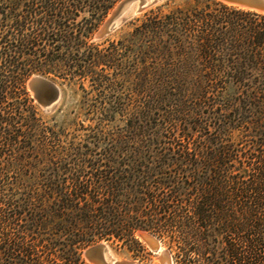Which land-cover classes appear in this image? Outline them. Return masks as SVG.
<instances>
[{
  "label": "trees",
  "instance_id": "1",
  "mask_svg": "<svg viewBox=\"0 0 264 264\" xmlns=\"http://www.w3.org/2000/svg\"><path fill=\"white\" fill-rule=\"evenodd\" d=\"M119 1L0 0V264H81L138 230L175 264H264V15L174 1L103 51L92 20ZM34 75L91 79L81 137Z\"/></svg>",
  "mask_w": 264,
  "mask_h": 264
},
{
  "label": "rangeland",
  "instance_id": "2",
  "mask_svg": "<svg viewBox=\"0 0 264 264\" xmlns=\"http://www.w3.org/2000/svg\"><path fill=\"white\" fill-rule=\"evenodd\" d=\"M117 2L103 17H95V19L92 17L93 10H86L84 12H81V16L78 18V21H83L84 18H93L92 23L95 25V30L91 35V43H94L95 46H100V49L103 51L108 50L112 45L119 46L120 41L123 39H128V35L132 31V21L138 18H142L146 14H148L151 11L160 9L162 7H165L168 3H172L174 1L179 0H170L153 10L147 12L146 14L139 16L135 18L134 20L126 23L121 29H118L117 31L111 33L109 36L102 40H95L94 35L95 33L101 28L102 24L107 20V18L110 16L113 9L121 2ZM120 48V47H119ZM105 68V67H104ZM107 69V73L109 74V77L113 83L116 85L114 86V91H109L108 96L113 95L114 99L117 98H125L127 92L123 95V90L121 87H126V77H119L116 75V72L114 69ZM50 79V78H49ZM53 80L55 83H57L62 91L63 95L59 103H57L54 108L49 111L45 112L43 111L39 105V109L42 112V115L44 116L45 120L49 123V126L55 128L56 130L63 128L65 132L68 134L69 138H74L77 136L81 137V123L85 122V98L89 97V99H95L96 92L93 90V82L91 79H68L65 81L62 80ZM82 86L86 90V93L82 91ZM28 88V87H27ZM29 91V89H28ZM30 92V91H29ZM91 93V94H90ZM31 94V92H30ZM32 95V94H31ZM36 102V101H35ZM137 233V232H136ZM135 233V240L137 241H116V242H106L108 243L111 248L114 250L115 256H117V261H136L140 264H159L157 260V255L153 253L147 245L140 240L137 237V234ZM95 245V244H94ZM93 246V245H91ZM164 247H166L163 244ZM90 247V246H89ZM88 248V247H87ZM87 248L81 250V264H90L88 263L84 257L83 252ZM167 248V247H166ZM168 249V248H167Z\"/></svg>",
  "mask_w": 264,
  "mask_h": 264
},
{
  "label": "water",
  "instance_id": "3",
  "mask_svg": "<svg viewBox=\"0 0 264 264\" xmlns=\"http://www.w3.org/2000/svg\"><path fill=\"white\" fill-rule=\"evenodd\" d=\"M168 1L170 0H122L95 33L94 39L99 41L106 38L111 33L121 29L126 23ZM213 1L239 10L264 15V0ZM27 87L36 103L45 112L51 111L63 95V91L57 83L43 76L34 75L30 77ZM136 234L157 255L159 264H175L171 251L164 247L157 237L145 230H138ZM83 257L90 264H140L136 261H117L113 249L106 242L88 247L84 250Z\"/></svg>",
  "mask_w": 264,
  "mask_h": 264
},
{
  "label": "bare ground",
  "instance_id": "4",
  "mask_svg": "<svg viewBox=\"0 0 264 264\" xmlns=\"http://www.w3.org/2000/svg\"><path fill=\"white\" fill-rule=\"evenodd\" d=\"M114 251V250H113ZM117 257V256H116Z\"/></svg>",
  "mask_w": 264,
  "mask_h": 264
}]
</instances>
